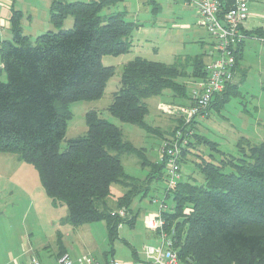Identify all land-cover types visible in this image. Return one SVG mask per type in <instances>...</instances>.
<instances>
[{"label": "trees", "instance_id": "1", "mask_svg": "<svg viewBox=\"0 0 264 264\" xmlns=\"http://www.w3.org/2000/svg\"><path fill=\"white\" fill-rule=\"evenodd\" d=\"M115 1L53 0L49 6L53 29L34 39L23 34L20 12L13 11L11 38L0 42V75H6L0 79V154H15L36 166L52 205L66 207L64 222L79 226L104 221L110 239L116 237L120 223L132 224L136 217L128 208L142 184L124 172L121 157L142 155V149L95 108L85 112L86 131L66 139L61 150L59 144L71 114L69 102L99 99L114 73L103 56L128 52L133 45L132 22L124 19V12L101 14ZM67 16L72 25L63 28ZM245 33L264 38L263 28ZM243 44L236 50V73L242 70ZM205 63L200 54L171 64L135 56L122 66L106 110L121 121L149 129L146 99L166 90L184 97L185 86L176 78L188 75V65L191 77L204 78ZM236 92L234 81L211 101L207 117L212 107H221ZM173 117L170 135L180 125L179 117ZM199 124L194 120L191 125L193 134L181 150L179 167L202 137ZM210 144L219 152L218 160L195 152L202 182L184 174L164 192L165 197L172 196L170 210L161 211L165 228H173L174 248L187 264H264V142L241 137L232 154ZM165 174L162 161L151 164L149 179L163 181ZM113 182L125 191L112 206L108 196ZM121 207L127 210L124 217L115 214Z\"/></svg>", "mask_w": 264, "mask_h": 264}, {"label": "rangeland", "instance_id": "2", "mask_svg": "<svg viewBox=\"0 0 264 264\" xmlns=\"http://www.w3.org/2000/svg\"><path fill=\"white\" fill-rule=\"evenodd\" d=\"M248 11L251 17L246 20V26L249 29L264 28V0H249ZM110 12H124V19L132 22L133 45L128 52L103 56V63L112 65L114 73L106 82L99 99L69 102L71 114L59 148L61 150L65 146L66 139L86 131L87 108L98 107L100 116L120 127L123 137L141 148L144 154L121 157L124 172L138 178L142 184L128 208L130 214L136 216L135 220L132 224L120 223L113 239L109 238L104 221L89 222L72 231V225L64 222L66 207L51 204L36 166L15 154L3 153L0 154V252L8 248L17 252L34 249L38 263L56 264L57 242L62 240L100 263L105 258L111 259V256L115 260L132 258L133 254L141 257L142 247L153 243L150 231L145 227L146 217L156 216L159 211H169L171 208L172 196H164L165 181L161 178L149 179V175L151 164L161 162L159 147L170 136L173 124L167 119L174 121V115L164 112L162 108L187 103V97L197 81L189 75L191 67H187L188 75L176 78L185 86L184 97H173L171 91L166 90L160 96L146 99L148 114L145 121L149 129L121 121L109 113L106 106L118 88L121 69L127 61L141 56L171 64L200 54L204 63L209 62L213 38L197 26L196 9L185 6L183 0H116L103 8L101 14ZM21 29L28 31V28ZM0 31L2 34L11 33L7 26ZM239 65L242 70L236 73L234 79L238 92L230 94L221 107H212L208 117L199 120L201 125L198 129L202 137L180 164L181 173L191 175L197 183H201L203 178L195 165L199 159L195 152L215 161L220 155L211 149L210 143L232 154L241 137L252 142H264V38L252 35L244 39ZM0 79H6L4 72ZM124 191L122 185L113 182L110 185L109 204L113 206ZM161 202H164L163 206ZM79 241L85 246H80ZM67 253L70 256L71 253ZM81 256L72 257L78 259Z\"/></svg>", "mask_w": 264, "mask_h": 264}, {"label": "built area", "instance_id": "3", "mask_svg": "<svg viewBox=\"0 0 264 264\" xmlns=\"http://www.w3.org/2000/svg\"><path fill=\"white\" fill-rule=\"evenodd\" d=\"M196 9L197 26L203 28L212 38L209 62L204 65L205 77L194 84L189 102L177 106H164L163 111L179 117L180 125L176 126L172 135L164 139L159 149V160L165 164L166 191L174 188L183 177L179 167L180 153L188 144L193 134L194 120L207 116V108L216 95L235 79V56L238 46L247 38L243 28L249 16V0H183ZM1 27V22H0ZM164 202H161L163 206ZM120 217L127 215L124 207L115 210ZM145 227L154 233L156 244L142 247V257L133 264H187L179 257L174 248V230L166 229L161 211L156 216L146 217ZM59 264H74L67 252L58 257ZM32 264H38L34 260ZM76 264H121L111 258L99 263L91 257H79Z\"/></svg>", "mask_w": 264, "mask_h": 264}, {"label": "crops", "instance_id": "4", "mask_svg": "<svg viewBox=\"0 0 264 264\" xmlns=\"http://www.w3.org/2000/svg\"><path fill=\"white\" fill-rule=\"evenodd\" d=\"M52 1L53 0H0V16H4L3 18L0 17V22H1L0 30L4 26H7V28H10V22H6V21L7 20L10 21V16H11L13 11H19L20 12V15H21L20 20H19L20 28H28V31H24L22 29V32L25 35H29L32 39H34L36 36H38L39 34L45 32V31L53 29V25L49 19V6H50ZM65 1H75V0H65ZM82 1H84V0H82ZM87 1H89V0H87ZM184 5L192 7V6L187 5L185 3H184ZM250 17L251 16L249 13V16L247 19H249ZM71 22H72V18H70V16H67L62 21V27L63 28L69 27L71 25ZM246 22L247 21H245V23ZM245 23L243 26L245 31L251 32V31L256 29V28L249 29ZM201 29H203V28H201ZM7 38H11V33L2 34V32L0 31V42L3 39H7ZM187 103H188V101H187ZM91 108L97 109L98 107L93 106V107H90L89 109H91ZM87 110H88V108H87ZM208 115H209V113H208ZM167 120L169 121L170 124H173L172 125V128H173V126H174L173 120L169 119V118ZM198 120H201V118H198ZM199 133H200V130H199ZM159 149H160V147H159ZM185 175L187 177V174H185ZM79 226H81V225H79ZM79 226H73V227L70 226V227L73 229L72 231H75ZM150 235L153 238V243H151V244H156L158 242L156 235L152 232H150ZM79 242H80V246H82V247L85 246L83 242H81V241H79ZM84 249H85V247H84ZM35 251L36 250H34V249H32V250L29 249L28 251H22V249H21V252H22V254H21V252H17L11 248H8L5 251L0 252V264H32V262L34 260H38L37 254L35 253ZM61 251L70 252L71 257L72 256L77 257L79 255H82L81 257H91V258L95 259L94 257L87 255L85 253L81 254L80 251H77L75 249L74 245L69 244L67 241L60 240L57 242L56 260L58 259V257H57L58 253ZM141 255H142V253H141ZM74 257H72V258L74 260H76L77 258H74ZM141 257H139L137 254H133L132 258H124V259L117 258L116 260H118L121 264H133V261H135ZM104 258H105V256H104ZM111 258L115 259L113 256H111ZM74 260H73V262H74V264H76V261H74ZM95 260L98 261L97 259H95ZM107 260H108V258H105L103 263H105ZM38 264H40V263H38ZM56 264H59V263L56 261Z\"/></svg>", "mask_w": 264, "mask_h": 264}]
</instances>
